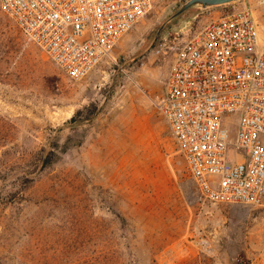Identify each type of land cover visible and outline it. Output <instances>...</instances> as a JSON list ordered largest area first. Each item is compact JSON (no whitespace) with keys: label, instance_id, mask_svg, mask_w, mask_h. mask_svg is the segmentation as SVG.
<instances>
[{"label":"rangeland","instance_id":"obj_1","mask_svg":"<svg viewBox=\"0 0 264 264\" xmlns=\"http://www.w3.org/2000/svg\"><path fill=\"white\" fill-rule=\"evenodd\" d=\"M185 1L157 0L80 81L0 5V264L264 262V205L205 198L157 108L170 46L249 0L157 35Z\"/></svg>","mask_w":264,"mask_h":264},{"label":"built area","instance_id":"obj_2","mask_svg":"<svg viewBox=\"0 0 264 264\" xmlns=\"http://www.w3.org/2000/svg\"><path fill=\"white\" fill-rule=\"evenodd\" d=\"M156 1L0 5L69 78L80 81L112 55ZM170 47L174 58L157 108L201 194L213 202L264 205V0L235 6Z\"/></svg>","mask_w":264,"mask_h":264},{"label":"water","instance_id":"obj_3","mask_svg":"<svg viewBox=\"0 0 264 264\" xmlns=\"http://www.w3.org/2000/svg\"><path fill=\"white\" fill-rule=\"evenodd\" d=\"M242 0H186L181 6L168 18L166 19L158 30V34L166 27V25L175 19L179 18L182 14L192 8L208 9L212 7L222 6L237 3Z\"/></svg>","mask_w":264,"mask_h":264}]
</instances>
